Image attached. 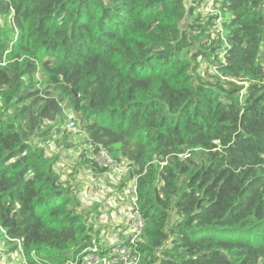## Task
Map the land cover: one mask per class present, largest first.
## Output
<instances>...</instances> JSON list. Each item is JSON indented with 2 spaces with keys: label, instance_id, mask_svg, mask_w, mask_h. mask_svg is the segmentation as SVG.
Returning <instances> with one entry per match:
<instances>
[{
  "label": "trees",
  "instance_id": "1",
  "mask_svg": "<svg viewBox=\"0 0 264 264\" xmlns=\"http://www.w3.org/2000/svg\"><path fill=\"white\" fill-rule=\"evenodd\" d=\"M0 20L12 255L81 264L110 229L39 146L72 113L89 145L81 167L106 178V152L127 168L110 182L122 200L136 181L141 264H264V0H0Z\"/></svg>",
  "mask_w": 264,
  "mask_h": 264
},
{
  "label": "rangeland",
  "instance_id": "2",
  "mask_svg": "<svg viewBox=\"0 0 264 264\" xmlns=\"http://www.w3.org/2000/svg\"><path fill=\"white\" fill-rule=\"evenodd\" d=\"M187 1L188 3H191L194 0H187ZM207 13L210 12L207 11ZM2 24L3 22L2 20H0V25L2 26ZM72 118L76 119L75 115L71 113L69 114V119ZM70 122L71 121H69L65 126L60 127L62 130L61 134L55 135V137L50 138L45 143H40L39 146L41 148L44 147L45 149L48 148L47 151L49 153V156L60 157L58 168L61 173L64 172L66 173L64 179L67 180L74 187H77L78 191L82 190V195L84 194L85 190L87 189L90 190V195H92V197L90 196L89 199L86 200L84 199L85 202L83 200L81 201L82 204L85 205L83 208H85L86 211L93 210V208L99 206V204L103 206L104 213L106 214L105 218L107 219L105 223H103L101 228H105L109 226L110 223L111 224L114 223V220H112L113 219L112 216L120 215V212L122 210L121 196L116 195L117 194V190H115L116 187L113 186V183H110L116 178V175L111 172L110 174H108L106 178L103 177L102 180L101 179L97 180V178L94 179V176L91 173H88L86 170H84L81 167L79 161L80 155L82 154L83 151L89 150V145H87L85 142L84 134L82 133L80 126H78V131H79L78 135L73 134L69 130L68 127ZM65 131H66L67 140L69 141V143L71 142L75 146L74 149L69 151L65 150L63 146H61V144L59 143L64 140ZM99 157L97 156L96 158L98 164L101 167H107L108 161L105 159L103 160L102 156ZM72 171L77 173L72 174ZM68 174H71L72 176H67ZM93 180H96V182L93 183L92 182ZM102 185L104 186L105 189L101 191L99 195L94 196L93 188H101ZM116 218L115 219L119 221L120 217H116ZM10 250H11L10 245L5 243L4 240L0 241V264H27V262L24 260V257L22 255H12L10 253Z\"/></svg>",
  "mask_w": 264,
  "mask_h": 264
},
{
  "label": "built area",
  "instance_id": "3",
  "mask_svg": "<svg viewBox=\"0 0 264 264\" xmlns=\"http://www.w3.org/2000/svg\"><path fill=\"white\" fill-rule=\"evenodd\" d=\"M213 5V1L210 2L209 10ZM217 24L216 33L222 34L221 17ZM70 121L69 130L78 135L79 125L76 123V119L72 118ZM99 156L108 161L106 168L116 176L127 173V168L119 166L106 152H101ZM145 225V219L138 205V188L134 181L122 200L119 221L109 224L110 229L106 231L103 242L99 244L94 242L93 247L80 260L81 264H141V257L134 255L133 249L138 242H141Z\"/></svg>",
  "mask_w": 264,
  "mask_h": 264
},
{
  "label": "crops",
  "instance_id": "4",
  "mask_svg": "<svg viewBox=\"0 0 264 264\" xmlns=\"http://www.w3.org/2000/svg\"><path fill=\"white\" fill-rule=\"evenodd\" d=\"M114 218V216H112ZM113 220V219H112Z\"/></svg>",
  "mask_w": 264,
  "mask_h": 264
}]
</instances>
